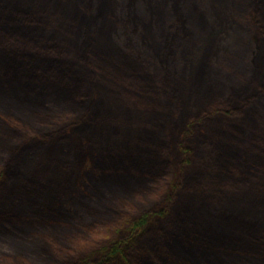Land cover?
I'll list each match as a JSON object with an SVG mask.
<instances>
[{
    "label": "trees",
    "instance_id": "obj_1",
    "mask_svg": "<svg viewBox=\"0 0 264 264\" xmlns=\"http://www.w3.org/2000/svg\"><path fill=\"white\" fill-rule=\"evenodd\" d=\"M108 1L111 23L101 28L92 0H0V155L9 156L0 174V188L37 183L25 169L18 170V162H13L16 156L37 153L43 142L56 140L55 145L60 144L70 133L92 129L100 145L97 169L103 172L93 191L100 196L103 226L114 232L95 242L91 239L98 234L95 225L62 223L63 230H53L60 233L55 237L37 227V234L22 238L17 264H29V259L40 264H157L154 257L166 262L169 253L173 264L175 256L185 258L181 253L199 264H264V214H260L264 212V194L260 203L253 205V188L238 206L228 209L215 203L225 183L204 186L196 193L193 187L197 182L192 183L189 177L190 169L197 167V145L203 149L213 146L218 154L214 171L221 169L224 178L240 175L243 178L237 180L246 181L241 172L247 163L242 150L252 152L254 157L248 155L259 163L260 156L254 151L259 150L256 140L264 127L258 107V100L264 98V90L259 89L264 88V53H258L253 79L243 91L224 97L228 73L216 71L214 62L208 60L199 75L200 92L193 94L186 70L180 72L185 71V83L181 84L169 75L168 67L164 74H156L153 57L143 54L131 36L134 0ZM225 2L223 11L228 12ZM250 2L256 12L255 16L247 12V17L251 16L264 42V17L259 19L264 14V0ZM192 8L200 23L209 22L205 41L213 31L212 18L209 15L206 22L207 12H200L197 4ZM187 10L189 6L177 10L182 19L176 20L163 54L166 61L176 54L178 26L183 23L182 34L187 40L183 52L188 47L187 60L193 72L195 54L191 50L196 44L186 24ZM213 10L220 18L222 9L215 5ZM108 45L115 74L137 99L138 107L134 103L131 113H111L112 119L103 120L107 76L100 53L101 47ZM180 126L184 129L179 133ZM220 174L210 180L223 179ZM240 182L234 186L238 188ZM157 190L160 198L156 206L129 211L132 198ZM14 201L25 205H18L14 214L29 223L28 229L20 228L22 232L35 227V215L37 226L51 218L57 224L67 220L56 207L37 198ZM55 210L59 216L50 217ZM173 215L188 228L166 233L169 229L161 222ZM2 216L0 222L11 217ZM89 240L93 248L80 252V244ZM74 246L77 251L70 252Z\"/></svg>",
    "mask_w": 264,
    "mask_h": 264
},
{
    "label": "rangeland",
    "instance_id": "obj_2",
    "mask_svg": "<svg viewBox=\"0 0 264 264\" xmlns=\"http://www.w3.org/2000/svg\"><path fill=\"white\" fill-rule=\"evenodd\" d=\"M127 1L130 3L132 0ZM226 1L229 5L227 7L228 12L223 11V6L226 4L225 0H134V18L130 21L134 34L131 36L136 38L143 54L147 57H153L156 74L157 72L161 75L164 74L162 72L168 67L170 68L169 75L181 84L185 83V71L184 74L180 72L186 70L187 83L191 86L193 94L200 92L201 82L199 75L202 69H204L208 60L213 61L216 71L228 73L226 79L227 90H224V97L229 98L235 92H241L248 87L249 82L254 76L253 73L256 69L255 62L259 58L258 53H264V42L262 41L263 38H259V30L251 21V16L247 17L248 13L255 16L256 11L254 6L251 5L252 2L250 0ZM92 4L100 21L101 28H104L106 25L108 26L111 23L112 17L109 1L92 0ZM193 4L200 6L198 8L200 12H207L206 22L209 15L213 21L212 34L205 41V36H207L209 31V22H207L208 25L200 23V20H198L199 16L192 8ZM215 5L217 9L218 7L222 9L220 18L213 13ZM188 6L190 10H187L185 14L187 19L186 24L193 31L194 38L192 43L196 44L191 50L195 54V58H193V72L190 71L191 63L187 60L190 58L189 54H187L188 47L183 52V49L187 46V40L184 38V34H182L184 32L183 23L178 26V31L181 34L178 32L179 44L174 48L176 54L171 58L169 57L168 61H166L163 54L165 44L171 36V31L176 20L178 18L182 19V15L179 17L177 10L179 7L185 8ZM261 17H264V14L260 15V20L263 19ZM260 25L263 27L262 23ZM239 41H241V45H239ZM182 44L183 48L179 50ZM214 47L215 50H212ZM101 50V66L107 76V84L104 88L105 105L103 106V120H109L112 119L111 113L118 112L123 115L131 113L133 104L137 102V99L133 98L134 96L120 83L121 79L118 74H115L114 67H112L109 61V51H112V47L110 45L103 46ZM200 54L202 55L200 56ZM249 72L250 74L253 72L251 76L248 74ZM259 89L264 90L261 86H259ZM258 103L259 111L264 116V98H260ZM136 106L138 107L137 103ZM26 122L28 121L26 120ZM37 128H40V126L37 125ZM183 129L184 127L180 126L178 132L180 133ZM258 132H260L261 138L256 140L259 143H256V141L255 143L260 146L258 145L259 150L254 152L260 156L258 159L259 163L250 157L253 156L252 152H245L244 150L240 152L243 159L247 160V163H244L246 168L241 171L242 175L246 177V181L237 180L243 178L240 175L231 179L224 178V175L220 174L221 169H215L214 171V160L218 154L214 151L213 146H207V148L204 147L203 149L201 145H197L194 163V167L195 165L197 167L189 171L191 182H197V186L193 187L194 192L199 193L204 186L209 187L216 183H225V189L222 194L219 191L221 197L215 203H219L224 208L232 209L239 205L237 203L239 200L245 198L248 193L252 192L253 188H256L254 190L255 199L252 200V204L257 205V203H260L264 194V181L262 179L264 175V166H262L264 165V127L263 130H259ZM0 133H3L1 122ZM68 135L67 140L62 141L60 144L55 145L56 140L46 141L42 143L37 153L18 155L13 159L15 164H17L16 161L18 162V170L25 169L23 171L29 173L31 181L33 180L37 183L29 182L30 184H28L25 180L26 185L23 187L22 184L18 189L14 188V186L11 188L10 185H4L0 188V213L3 214V216L1 214L0 216L3 218L11 216L8 220L1 218L0 222V263L17 264L19 261L18 246L20 242H23L22 238L37 234V227L43 231V234L55 237L59 236L60 233H56L53 230H63L64 226H62V223L66 225L69 221H72V223L80 227L95 225L94 233L98 234L91 238L95 242H100L102 238L111 236L114 233L108 227L105 228L103 226L105 217L101 213L102 208L99 205L100 196L98 192L93 191V187L100 180L101 175H103L101 169H97L99 166L98 148H100L99 141L97 140L98 136L92 129H89L85 133H70ZM209 149L210 154L208 153ZM171 150H173L172 146ZM7 159H9V156L0 155V174L7 164ZM216 173H219L223 179L215 178L216 182L213 183L210 178ZM138 175L140 174L138 173ZM1 179L2 177H0ZM15 181L14 179L11 182ZM237 181H241L238 184V188L234 186V183ZM165 184H162V187ZM187 187L191 188L190 183ZM27 197L37 198L38 202L42 201L43 203H47L46 205H52L50 208L56 207L59 212L66 216L67 220L62 219L63 221L57 224L51 218V220L43 221L41 225L37 226V215H35V219L32 222V224H35V227L30 228L26 233L22 232L20 228L25 229L28 227L26 226L28 222L22 220L20 217H16L15 213L18 211V205L19 207H25V205L14 200L18 199L21 201ZM159 198L158 190L156 192L145 191L143 195L132 198L133 202L129 211L133 210L137 213L140 210L147 209V207L156 206ZM58 211H52V215L49 216H59ZM260 214L263 215L264 212ZM161 224L164 225L162 227L169 229L166 230V233L168 232L169 234L188 228L181 224L180 217L176 215H173L166 223L161 222ZM92 240L84 241L80 244L83 246V251L80 252L85 253L86 250H90L94 245L93 242H90ZM75 247L77 248V246L71 247L72 250L70 252H76ZM167 252L169 253L168 250ZM152 256L156 255L152 254ZM181 256H185L186 261L184 260L185 258L182 259L183 257L179 258V256H175L174 260L176 264H199L195 260L187 258L190 257L189 254L183 255L181 253ZM165 257L166 262L160 261L157 256L154 257V261L157 264H163L162 262L164 264H173L172 254L169 253ZM200 260L203 262L202 258ZM27 261L29 264H40L39 260L33 261L29 259ZM229 264L237 263L231 261Z\"/></svg>",
    "mask_w": 264,
    "mask_h": 264
}]
</instances>
